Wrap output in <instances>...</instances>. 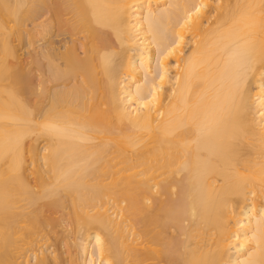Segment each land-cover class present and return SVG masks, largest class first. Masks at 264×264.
Here are the masks:
<instances>
[{
    "label": "bare ground",
    "instance_id": "obj_1",
    "mask_svg": "<svg viewBox=\"0 0 264 264\" xmlns=\"http://www.w3.org/2000/svg\"><path fill=\"white\" fill-rule=\"evenodd\" d=\"M0 264H264V0H0Z\"/></svg>",
    "mask_w": 264,
    "mask_h": 264
},
{
    "label": "rangeland",
    "instance_id": "obj_2",
    "mask_svg": "<svg viewBox=\"0 0 264 264\" xmlns=\"http://www.w3.org/2000/svg\"><path fill=\"white\" fill-rule=\"evenodd\" d=\"M53 216L57 217L58 214H54ZM58 229H59V227L53 229L51 231V233H49V236H51L49 243L52 244L53 246H55L56 248H58V250H59L58 239L61 237V235L59 233H57V234L55 233ZM64 249L66 250L65 247H64Z\"/></svg>",
    "mask_w": 264,
    "mask_h": 264
}]
</instances>
